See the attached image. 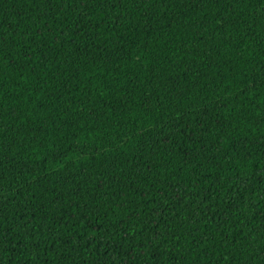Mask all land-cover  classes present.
<instances>
[{"label":"trees","instance_id":"obj_1","mask_svg":"<svg viewBox=\"0 0 264 264\" xmlns=\"http://www.w3.org/2000/svg\"><path fill=\"white\" fill-rule=\"evenodd\" d=\"M0 264H264V0H0Z\"/></svg>","mask_w":264,"mask_h":264}]
</instances>
